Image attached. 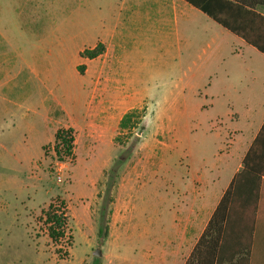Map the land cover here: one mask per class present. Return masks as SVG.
I'll list each match as a JSON object with an SVG mask.
<instances>
[{"label": "rangeland", "instance_id": "374dc122", "mask_svg": "<svg viewBox=\"0 0 264 264\" xmlns=\"http://www.w3.org/2000/svg\"><path fill=\"white\" fill-rule=\"evenodd\" d=\"M115 8L116 0H0V30L19 49L0 53V264H179L175 246L165 242L178 235L170 223L182 200L177 182L182 178L185 186L188 172L199 176L191 189L202 217L239 163L242 148L229 145V137L246 122L225 116L222 68L213 69L210 108L206 84L176 76L172 38L160 44L153 30L137 33L125 80L98 91L96 62L79 53L100 42ZM209 52L197 53L195 63ZM21 58L28 69L6 82ZM99 101L104 113L87 127L90 103ZM132 109L144 117L122 145L114 144L119 118ZM208 120L213 124L203 129ZM199 123L203 128L193 132ZM69 128L72 155L60 161L54 133ZM184 142L194 148L192 160L182 155ZM57 201L64 202L68 223L53 244L42 212ZM256 219L264 221V203Z\"/></svg>", "mask_w": 264, "mask_h": 264}, {"label": "crops", "instance_id": "0c3cea01", "mask_svg": "<svg viewBox=\"0 0 264 264\" xmlns=\"http://www.w3.org/2000/svg\"><path fill=\"white\" fill-rule=\"evenodd\" d=\"M248 1L255 5V12L264 16L263 0ZM152 30L158 37L160 44L162 42L166 44L171 38L175 41L177 52L176 76L180 80L192 77L194 82L206 84L210 96L208 105L210 108L213 107L214 98L212 96H215L210 93L211 79L215 75L213 69L217 66L222 68L223 93L221 96H224L227 107L225 116L231 122L237 123L238 120L242 119L243 122L253 125L251 128L247 127L246 123H242L239 124L238 129L236 128L231 132L233 138L229 137V145L237 144L238 147L242 148V151L239 163L222 191L220 200L233 176L241 169L242 160L264 123V90L263 92L261 90L264 85V55L183 0H116L111 25L103 27L102 38L97 43L103 45L104 51L93 59L96 62L95 83L98 91L105 94L106 86L120 84L125 80L126 76L123 70L127 65L130 66L128 59L133 56L132 48L129 47L130 42L134 41L137 33L152 32ZM211 41H215L214 49H211ZM232 43L238 49L233 48ZM209 49L210 52L206 60L203 64L197 65L194 61L196 54L199 53L200 58V52L206 54V50ZM18 50L0 30V53H18ZM166 52H171L168 47H166ZM224 52L227 54L222 56ZM20 63L15 75L6 74L4 77L6 82L8 79H16L24 69H28L22 58ZM189 64L196 69L193 70ZM129 95L131 94L123 92V96ZM91 105L93 104L90 103L91 114L84 120L87 127L92 125L91 120L98 119L104 113L101 101L96 105ZM56 106L67 119L71 118L69 112L60 103L57 102ZM202 108V111L206 110L204 107ZM239 109H241L240 112ZM212 124L213 121L208 120L203 128V125L199 123L194 126L193 132H195L196 127L207 129ZM69 125L74 128L71 121ZM94 129H98L97 125ZM181 150L184 157L192 160L194 157L192 146L184 142ZM188 174L189 172L185 186L182 178V183L177 182L180 184L176 190L177 196L182 200L179 203L180 208H178L177 213L171 217L175 220L170 219V223L177 227V238L165 241L167 245L175 246L174 253L172 248H169L167 252L170 255L173 253L175 261H178L179 264H185L189 258L219 201L215 203L211 211L201 217L198 206H194L196 195L191 189L194 183L199 182V176L192 175L190 177ZM189 193L192 197L191 201L188 199ZM167 222H169L168 217ZM259 225L264 230L263 220ZM255 261L256 264H264V232L258 242Z\"/></svg>", "mask_w": 264, "mask_h": 264}, {"label": "trees", "instance_id": "16d2710c", "mask_svg": "<svg viewBox=\"0 0 264 264\" xmlns=\"http://www.w3.org/2000/svg\"><path fill=\"white\" fill-rule=\"evenodd\" d=\"M183 1L264 55V16L254 11L253 3L248 0ZM262 5L264 7V2ZM103 51V45L97 44L83 50L79 57L93 60ZM83 67H77L81 75ZM143 117L144 114L136 109L126 112L118 122L113 143L122 145L121 137L130 135ZM138 140L139 137H136L135 142ZM73 146V129L54 133L53 150L58 160L70 157ZM241 165L185 264H256L255 254L264 232L256 219L264 203V123ZM42 214L48 239L53 244L59 243L65 237L68 223L64 202L49 204Z\"/></svg>", "mask_w": 264, "mask_h": 264}, {"label": "water", "instance_id": "95a60500", "mask_svg": "<svg viewBox=\"0 0 264 264\" xmlns=\"http://www.w3.org/2000/svg\"><path fill=\"white\" fill-rule=\"evenodd\" d=\"M94 255H95V256H100V251H99V250H96V251L94 252Z\"/></svg>", "mask_w": 264, "mask_h": 264}]
</instances>
